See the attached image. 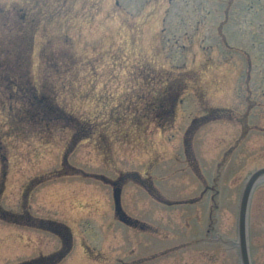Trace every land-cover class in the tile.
<instances>
[{
    "label": "rangeland",
    "instance_id": "1",
    "mask_svg": "<svg viewBox=\"0 0 264 264\" xmlns=\"http://www.w3.org/2000/svg\"><path fill=\"white\" fill-rule=\"evenodd\" d=\"M261 166L264 0H0V264H241Z\"/></svg>",
    "mask_w": 264,
    "mask_h": 264
},
{
    "label": "water",
    "instance_id": "2",
    "mask_svg": "<svg viewBox=\"0 0 264 264\" xmlns=\"http://www.w3.org/2000/svg\"><path fill=\"white\" fill-rule=\"evenodd\" d=\"M263 178H264V168H260L255 172H253L247 179V182L245 183L241 195L239 216H238V236H239L238 243L240 247L242 264H251L249 251H248V239H247L248 205L254 185Z\"/></svg>",
    "mask_w": 264,
    "mask_h": 264
},
{
    "label": "flooded vegetation",
    "instance_id": "3",
    "mask_svg": "<svg viewBox=\"0 0 264 264\" xmlns=\"http://www.w3.org/2000/svg\"><path fill=\"white\" fill-rule=\"evenodd\" d=\"M0 210H1V207H0ZM2 212V211H1ZM30 214V213H29ZM37 217V216H36ZM26 224H30L31 223V220H28V221H25ZM29 228H35V227H29ZM54 229V228H53ZM65 229V228H63ZM63 229L62 230H57V233H58V236H59V240L61 242V244L59 245V247L57 249L54 250L53 253H51L50 255L48 256H42V257H31L28 261H25L24 264H33L34 262L37 263V261L41 260V258H46V257H49L48 260H56L61 258L64 253L66 251H68V248H69V244L67 243V237H66V234L63 232ZM52 230V229H51ZM56 230V229H54ZM46 261V260H45ZM45 263H48L47 261ZM22 264V263H21Z\"/></svg>",
    "mask_w": 264,
    "mask_h": 264
},
{
    "label": "trees",
    "instance_id": "4",
    "mask_svg": "<svg viewBox=\"0 0 264 264\" xmlns=\"http://www.w3.org/2000/svg\"><path fill=\"white\" fill-rule=\"evenodd\" d=\"M58 107H60V106H58Z\"/></svg>",
    "mask_w": 264,
    "mask_h": 264
}]
</instances>
